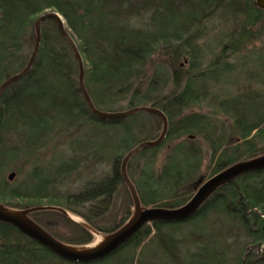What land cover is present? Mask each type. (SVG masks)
I'll return each mask as SVG.
<instances>
[{
  "label": "trees",
  "instance_id": "1",
  "mask_svg": "<svg viewBox=\"0 0 264 264\" xmlns=\"http://www.w3.org/2000/svg\"><path fill=\"white\" fill-rule=\"evenodd\" d=\"M215 10L241 21L220 53L205 62L197 44L200 26ZM50 11L62 17L80 55L83 85L97 111L146 106L167 119L163 142L139 150L126 163L143 209L179 208L216 173L264 153V91L231 96L216 90L234 70L229 54L252 41V29L264 32V9L255 0H0V84L26 67L35 21ZM40 29L31 69L0 96V203L14 210L44 207L28 217L58 241L83 246L92 242V233L60 210L105 234L126 223L134 205L122 179V160L139 143L157 139L162 121L150 111L121 118L96 115L79 89L78 58L56 21L46 18ZM195 138L211 149L208 178L199 175L203 152ZM59 145L68 152L57 150ZM50 147L53 155L41 161L40 153ZM21 161L28 165L27 178L17 184L3 173L20 174ZM102 161L106 169L99 177L74 192L60 188L73 173H82L81 165L93 171ZM120 188L125 203L116 206ZM112 208L121 214L105 225ZM182 223L200 227L199 233L178 234ZM62 224L70 235L61 231ZM188 243L195 245L194 252L182 251ZM158 253L171 264H264V169L220 186L186 220L146 223L96 260L61 258L0 222V264H156Z\"/></svg>",
  "mask_w": 264,
  "mask_h": 264
},
{
  "label": "water",
  "instance_id": "2",
  "mask_svg": "<svg viewBox=\"0 0 264 264\" xmlns=\"http://www.w3.org/2000/svg\"><path fill=\"white\" fill-rule=\"evenodd\" d=\"M255 4L258 8L264 9V0H255ZM46 18H52L56 21L59 32L70 43V45L74 49L79 64V75H78L79 89L87 105L96 115L106 118H121L138 111H150L160 117L162 121V129L157 139L152 141H143L139 143L135 148L129 151L123 158L121 163V175L123 181L125 182L126 186L128 187L131 193L134 210L130 218L127 220V222L124 223L121 227L107 234V238L103 241V243L100 246L93 249L80 250V249H76L75 247H72L71 245L58 241L57 239L52 237L39 224H37L32 219H30L27 215L29 212L33 210L44 209V207L31 208L27 210H12L0 203V222L11 225L23 235L47 247L50 251H52L61 258L68 259L71 261L96 260L105 257L108 254L115 251L116 249H118L146 223L153 221L177 222V221L186 220L191 216H193L198 211L200 206L205 202V200L220 186L231 182L232 180L236 179L237 177L243 174L264 169V153H262L261 155L255 158L237 162L223 169L222 171L216 173L215 175L204 181L198 187V189L196 190L194 195L190 198V200L179 208L164 209L160 207H151V208L143 209L140 206L137 193L127 177L126 163L130 159V157H132L139 150L156 147L163 142L167 131V125H168L167 119L165 115L162 113V111H160L159 109L146 107V106H139L117 113H102L97 111L90 97L85 91L83 85L82 60L74 43L72 42L70 36L65 30L64 21L62 17L58 13L53 11L45 12L44 14H42L37 18V20L35 21V34H36L35 44L30 59L26 67L22 71L12 76H9L0 84V96L2 91L9 84L24 77L31 69L41 39L40 24ZM14 177H15L14 172L8 174L9 181H12ZM60 211L66 213L65 210L61 209Z\"/></svg>",
  "mask_w": 264,
  "mask_h": 264
},
{
  "label": "rangeland",
  "instance_id": "3",
  "mask_svg": "<svg viewBox=\"0 0 264 264\" xmlns=\"http://www.w3.org/2000/svg\"><path fill=\"white\" fill-rule=\"evenodd\" d=\"M234 15H228L224 11L215 10L214 14L210 19L202 23V26H200V39L198 40V46L202 50V55H204V61L206 62L209 60L212 55V53L217 54L220 53V50L223 46V43L228 38H232L234 33H237L239 30L238 26L241 21V19L235 17ZM252 32L254 33V38L250 42L242 43L237 52L230 53V57L227 58V61L230 63V65L233 67V71L230 72L227 79L228 82H223L216 88L219 92H225L230 91V95L232 96L234 93H240L246 90H253L258 91L259 94L264 91V32H258V28L252 29ZM185 61V60H184ZM184 65L182 66L184 69L187 68L186 62H184ZM253 75L254 78L250 79L249 76ZM226 93V92H225ZM199 109V108H198ZM200 110L204 112L210 111L209 107L202 106V109ZM193 138V137H191ZM198 144L201 146V150L203 152V161L200 168V176L202 178H208L212 173L213 168V161H211V152L210 148L201 138H195ZM14 140V139H13ZM12 140V141H13ZM11 141V140H10ZM66 141V139H65ZM15 142H18L17 139H15ZM169 145H165L161 152L162 154L166 151ZM66 149V150H65ZM57 150L66 151L67 146H58ZM53 150L50 148L44 149L40 153L41 161H47L50 159V157L53 155ZM163 159V155L159 157L158 162H160ZM17 164L21 165L20 174L17 173L16 170H8L5 171L4 177L6 178L7 175L10 172H14L16 175L14 178L15 183L22 184L26 178H27V171H28V165L24 164L23 161ZM82 173H73L71 177L68 178L66 183L60 187L62 190L74 192L75 190H78L86 181L92 178L99 177L100 174L106 169L104 161L100 163H96L93 166V171L91 170H84V165H81ZM40 181L43 177L44 168L40 167ZM13 181V182H14ZM39 181V182H40ZM125 189L120 188V190L117 192L116 196V206L125 203ZM10 209V208H9ZM134 210V208H130V210ZM14 210V209H12ZM121 210H114L111 209L110 213L108 214V221L104 220V224L108 225V223L112 222L114 217L116 215H120ZM63 213V212H62ZM66 218L72 222L78 223L84 227H86L91 233H92V242L83 245V246H73L72 247H85L89 246L93 243V241L96 238V233L104 235L107 238V234L97 231L96 229L92 228L90 225H88L81 217L76 216L75 214L71 212L64 213ZM68 225L62 224L60 225V229L63 233L66 235H70V230L67 227ZM194 225L190 223H182L180 230L177 232L180 235H183V233H189L190 231H193L194 234L192 236H196L195 234L199 233V228H194ZM201 226V225H200ZM205 231H208L207 226H204ZM196 249L195 245L193 244H186L185 247H183V252H194ZM152 257H156L153 255ZM157 260L160 262V264H171L168 261L164 260L161 256V253L157 254ZM157 260L154 262L157 264Z\"/></svg>",
  "mask_w": 264,
  "mask_h": 264
},
{
  "label": "bare ground",
  "instance_id": "4",
  "mask_svg": "<svg viewBox=\"0 0 264 264\" xmlns=\"http://www.w3.org/2000/svg\"><path fill=\"white\" fill-rule=\"evenodd\" d=\"M105 239L106 237L104 235L96 233V238L91 245L85 246V247H77V248L75 247V248L80 249V250L93 249V248L100 246Z\"/></svg>",
  "mask_w": 264,
  "mask_h": 264
}]
</instances>
